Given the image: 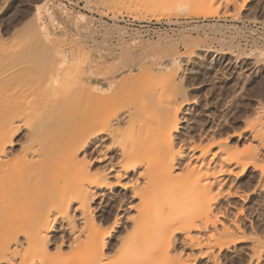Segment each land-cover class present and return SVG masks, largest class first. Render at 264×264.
<instances>
[{
    "label": "bare ground",
    "instance_id": "1",
    "mask_svg": "<svg viewBox=\"0 0 264 264\" xmlns=\"http://www.w3.org/2000/svg\"><path fill=\"white\" fill-rule=\"evenodd\" d=\"M128 1V11H138ZM143 1L141 9L151 14L164 2L166 18H236L228 8L240 10L247 2ZM62 5L35 4L33 30L26 33L31 48L8 52L0 67V264H264V237L258 235L264 226L243 222L242 208L229 213L232 198L251 204L255 194L264 195V134L257 125L241 150L231 145L241 133L223 136L216 125L201 130L196 141L184 137L178 120L186 102L164 91L166 85L173 89L178 68L164 73V61L154 54L171 50L176 61V43L164 36L134 41L136 55L129 56L136 66L128 73L139 75L123 78L121 59L111 64L115 51L90 50L105 56L97 61L82 55L83 47L54 45V16L80 26L91 22ZM38 15L48 24L41 25ZM187 42L190 55L195 43ZM254 52L264 57V49ZM107 64L116 69L108 72ZM248 172L254 183L244 190L239 183ZM117 188L118 198L110 193ZM109 203L115 208L102 218Z\"/></svg>",
    "mask_w": 264,
    "mask_h": 264
},
{
    "label": "rangeland",
    "instance_id": "2",
    "mask_svg": "<svg viewBox=\"0 0 264 264\" xmlns=\"http://www.w3.org/2000/svg\"><path fill=\"white\" fill-rule=\"evenodd\" d=\"M39 1L41 0H0V67L2 69L6 67L4 66V62L7 63V61H9L8 56H10V53L18 50L26 51L31 48L30 45L32 44H30L31 41H28L29 37L26 38V33H29L33 30L32 12H34L33 10L35 9V4H37ZM53 1L55 4H63L60 0ZM110 1L115 2L114 0ZM83 2L84 5L82 8L66 6L64 4L62 6L66 10L68 9V11H75L73 13L77 12V15L81 13L85 17H90L89 19L91 22L89 21L90 23H84L82 26H80L79 24H73V22L66 21L64 16L61 14L56 15V17L54 16L51 25L56 28L54 29L52 27L53 31L56 33L54 34L55 46H60L61 49L65 50L75 48L82 49L83 47V50L86 49L84 52L86 53L87 50L88 52L86 54L83 52L82 55H87V58H95L94 60L97 61H100L99 58L104 60L105 56L99 57L96 55V53L91 54L90 50L109 49L112 52L115 51L111 58L113 59L112 62H116L115 64H113L114 62H111V64L115 66L117 62L119 63L118 60L121 59V64L119 63V65H117L119 66L118 68L123 70L124 78V76L127 77L134 72L138 73V70L132 71L130 74L128 73L130 68H135L136 66V64L133 62L135 56H129V54L134 55L136 53V51L134 52L133 49H131L132 47L130 48L134 41H137V43L142 41L154 42L158 37L159 39H161L163 36L165 39L167 37L176 43V61L171 60L174 53L171 50H163L165 52H161L159 50L154 54H157V56L158 54L163 55L162 58L161 56H158L161 58V60H159L157 56L155 58L156 60L158 59V62L164 61V73L167 74L168 67L169 69L171 68L170 70H172V68L177 70L178 68L176 71V76H174L176 83L174 81V85H170L175 87H173V89L176 90V92L177 90H179V92L176 94V92L173 91L169 85L165 86L164 89L167 90L164 91H166V93H173L170 94L171 96L177 95L178 97H175H177L176 99H178V102H186H183L185 103L183 106L184 108H182V110L179 112L181 116L179 117L178 114L180 119L178 120L179 133H184V137L188 139L190 138L189 140L193 139L191 141H196L198 139L197 137L199 136L198 134L201 133V130L216 125L215 127L221 130L223 136H225V134L230 135L234 132L241 133L240 138H232L231 144L233 146L238 144L236 147L239 150H241L240 147L243 146V143V147H247L248 144L246 145L245 143L249 142L251 138L250 136H252V131H249L251 130L250 128L252 125H257V128L255 127V129H257L256 131H260L264 134V113H261L262 111L260 110L264 109V57L253 55V52H256L258 48L264 49V42L260 40V37L264 36V0H247L244 7L240 10L234 9L233 7L228 8V12H234L236 19L240 20L238 25L225 20V17L230 16H210L204 19L207 20L208 18H213L212 21L201 22L205 23L202 25H198L200 24L199 22L191 29L183 28L179 20L183 18L203 17L196 15H186V13H184L176 14L171 18H166L163 13L164 2H161L163 3L162 6L160 4L162 8H160L159 5V8H155L156 12L154 9V13L151 10L152 14L145 11L144 9H141L144 7H141L145 2L143 0H138L137 2L135 1V3L132 0V5L130 6H134L133 4H136L135 7L137 6L136 9L138 10L134 12L128 11L129 9H127V5L128 2L130 3L128 0H116L118 4L115 3L114 5V3H112L114 5L113 9L109 8V5L110 7L112 6V4H110L111 2L109 3V0H83ZM105 3L109 4L107 5ZM151 8L149 7V9ZM159 9L161 12H159ZM221 13L222 11H220L219 14ZM123 14L133 17L138 21H148L150 24L148 27H146V29H143V27L135 24L126 26L114 20L117 15ZM39 19H41V25L44 23L48 24L44 16L38 15V20ZM61 20L62 23H60ZM155 21L161 24L160 28H154V25L151 24V22ZM64 22L66 24L68 23L67 26ZM247 23L249 25L254 24V29L251 30L248 26H246ZM62 27H64L63 31ZM118 29L122 34L118 33ZM185 39H187L190 43H195L194 45L192 44L193 46H191L193 49L190 55H187V53L185 54V52L188 51L184 46ZM29 40L31 39L29 38ZM196 42L199 44H196ZM118 45L121 46V48H124L127 45H129V47H127L128 49H119ZM37 46L40 47L41 45L37 44ZM70 46L72 48H70ZM74 46L76 47L74 48ZM195 46L203 48L204 50H197ZM125 49L129 51L124 53ZM230 53H233V55ZM120 55H123V58L125 59L128 56V60L124 61ZM124 55L126 56L124 57ZM252 55L255 57L257 56L255 59L257 61L254 63L253 59L251 58ZM111 58L108 59L109 62ZM30 59H33L32 61H35V63L38 64L37 58L35 56H32ZM50 61L49 59L47 60V62H49L48 64H50ZM170 62L172 63L170 64ZM174 62L175 65L173 67ZM107 65H109L108 68H106L109 69V71L107 70L108 72L115 68L110 64ZM110 67L113 68L111 69ZM22 75H19L21 76L20 79L26 80L27 74H24L25 77L23 75L24 78ZM166 76L168 75H164V78ZM168 89L172 91L170 92ZM166 93H164L165 96L168 95ZM170 95H168L169 98ZM184 97L187 99H184ZM164 100V103H166L168 99ZM182 115L183 117L185 116V120L182 118ZM257 119L261 122L263 120V123L258 122ZM250 122H252L251 125ZM256 122H258V124ZM262 133L258 134L261 135ZM243 147L241 148L243 149ZM252 174L253 173L248 172V174L243 177L242 180H240L239 185L241 189L249 190V188L253 186L254 178ZM118 192L119 188H117L116 191L114 190L110 193H113L114 197L118 198V195L115 196L116 193L118 194ZM116 198H114V202L118 200ZM260 200L262 201L260 202ZM231 201L232 209H230L231 211H229V213H232V211L235 209L242 208V214L240 216H242L241 219L243 222L247 223V225L251 220L257 222V224L259 223V230H261V227L264 226V195L262 193H257L253 196V202H251V204L253 203L252 205L247 202H242L238 198H232ZM114 208L115 207L110 205V203L107 204V207L101 217L103 216L102 218H106L109 216L111 212H113ZM262 230L259 231L258 234L260 235V238L264 237V235H262V233H264ZM242 245H245V243ZM224 255L227 256L224 261H228V256L231 255L230 252L224 251Z\"/></svg>",
    "mask_w": 264,
    "mask_h": 264
},
{
    "label": "built area",
    "instance_id": "3",
    "mask_svg": "<svg viewBox=\"0 0 264 264\" xmlns=\"http://www.w3.org/2000/svg\"><path fill=\"white\" fill-rule=\"evenodd\" d=\"M60 1L66 6H73V7H77V8H82V6L84 5L83 0H60ZM114 20L117 22H120L126 26H131V25L135 24V25L143 27V29H146V27H148L150 24V22H148V21H144V20L138 21V20L134 19L133 17L126 16L125 14L117 15ZM212 20H213V18H211V19L208 18L207 20H205L204 18H183V19H180L179 22H181L180 24L182 25L183 28L191 29V28H193V26H196L197 23H199V22H200V24H198V25H202L205 23H201V22H208V21H212ZM225 20L230 21L232 23H236V25H238V23L240 21V20H238L236 18H232V17H225ZM151 24L154 25V28H160V25H161L157 21L151 22ZM240 24H242V23H240ZM246 26H248L251 30L254 29V24L249 25L247 23ZM260 38H261L260 40H262L264 42V36H262Z\"/></svg>",
    "mask_w": 264,
    "mask_h": 264
}]
</instances>
